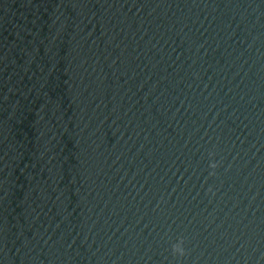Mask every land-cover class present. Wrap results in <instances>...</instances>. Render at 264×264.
<instances>
[{"label":"water","instance_id":"water-1","mask_svg":"<svg viewBox=\"0 0 264 264\" xmlns=\"http://www.w3.org/2000/svg\"><path fill=\"white\" fill-rule=\"evenodd\" d=\"M0 264H264V0H0Z\"/></svg>","mask_w":264,"mask_h":264},{"label":"clouds","instance_id":"clouds-1","mask_svg":"<svg viewBox=\"0 0 264 264\" xmlns=\"http://www.w3.org/2000/svg\"><path fill=\"white\" fill-rule=\"evenodd\" d=\"M171 251L174 255L178 257H182L184 255V247H183V241H179L176 245H173L171 248Z\"/></svg>","mask_w":264,"mask_h":264}]
</instances>
